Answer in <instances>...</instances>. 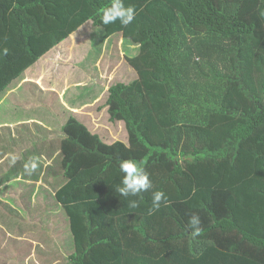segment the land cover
<instances>
[{
    "label": "trees",
    "instance_id": "trees-1",
    "mask_svg": "<svg viewBox=\"0 0 264 264\" xmlns=\"http://www.w3.org/2000/svg\"><path fill=\"white\" fill-rule=\"evenodd\" d=\"M110 3L0 0V92L86 24L79 40L122 73L100 109L126 141L72 115L61 128L65 264H264V0H124L137 12L126 28L102 24ZM129 159L152 191H115ZM156 190L167 204L150 213Z\"/></svg>",
    "mask_w": 264,
    "mask_h": 264
},
{
    "label": "crops",
    "instance_id": "crops-1",
    "mask_svg": "<svg viewBox=\"0 0 264 264\" xmlns=\"http://www.w3.org/2000/svg\"><path fill=\"white\" fill-rule=\"evenodd\" d=\"M60 45L0 92V264H65L64 248L72 245L55 192L65 182L61 128L70 115L82 120L61 97L66 92L73 104L69 96L81 91L83 57L75 51L72 62L58 63L51 73ZM87 85V91L94 87ZM12 154L21 156L15 166L9 164ZM32 159L39 167L29 177L23 166Z\"/></svg>",
    "mask_w": 264,
    "mask_h": 264
},
{
    "label": "rangeland",
    "instance_id": "rangeland-1",
    "mask_svg": "<svg viewBox=\"0 0 264 264\" xmlns=\"http://www.w3.org/2000/svg\"><path fill=\"white\" fill-rule=\"evenodd\" d=\"M93 31H95L94 27L91 26V24H86L78 32H74L73 34H71L62 43V45L59 46L58 51L54 52L55 55H58V60L51 64L49 69H51L50 72L52 73L53 70L57 68L58 63L61 65L63 63L72 62V56L73 54H75V51L81 52L83 57V63L81 64L83 75L82 80H80L77 85H82V89L79 94L81 95V100L85 101L86 103L83 102V105L78 106L77 108V106L68 101V94H66V92L61 98L68 105V108H76V112L79 114L77 116L82 117V119L85 120L92 119L94 125L91 124L90 120L87 121L90 123L91 126L93 125V130L100 134L102 137H107L110 135V139H108L109 141L117 139L126 141V134L123 128V124L121 122H117L114 123V127L111 128V124L107 119L108 116L106 112L103 111V109H100L106 96V89L110 81L115 79L113 75H115L116 71L112 72L110 64L104 63L102 56L96 57L97 54L95 52V46L92 45L90 39L88 41L79 40L80 38L85 39L87 37L86 35L91 32L94 33ZM122 41L123 40L121 38L119 43L121 44ZM125 45H127L126 42ZM110 48L111 47H108L106 44H104L102 47V51L104 52V54L116 53V49L111 50V52ZM52 53L53 52L51 51L48 52L49 55ZM87 61H91V64H88ZM118 69L119 67L117 66L115 70L118 71L116 75L119 78L122 73L121 70ZM89 78L92 79L94 87L89 91H87L86 89L83 90L85 87H87V80ZM97 106L100 110L97 109ZM69 111L72 112L71 109H69Z\"/></svg>",
    "mask_w": 264,
    "mask_h": 264
},
{
    "label": "clouds",
    "instance_id": "clouds-1",
    "mask_svg": "<svg viewBox=\"0 0 264 264\" xmlns=\"http://www.w3.org/2000/svg\"><path fill=\"white\" fill-rule=\"evenodd\" d=\"M136 9L129 5L126 6L124 0H111L110 6L106 7L101 15V22L107 26L115 24L119 21L122 27L129 26L136 18ZM3 53L7 54L8 49H3ZM21 159L18 154H12L9 160L10 166H15L17 161ZM39 163L37 160L32 159L26 162L23 166L24 174L32 176L38 169ZM120 171L123 173L121 186L116 188L115 191L125 198L139 197L142 193L152 191L154 188L153 182L150 179L149 173L139 163L134 160H122L119 164ZM167 204L165 193L163 191L152 192V207L150 213L158 211L161 205ZM129 206L132 208L138 207V201L135 199L129 200ZM201 218L197 214L190 216L187 224V230L193 237L199 236L202 232Z\"/></svg>",
    "mask_w": 264,
    "mask_h": 264
}]
</instances>
